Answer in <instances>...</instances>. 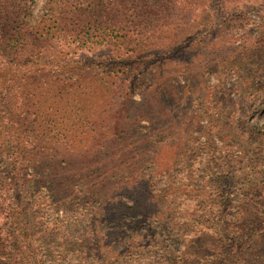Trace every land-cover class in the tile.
<instances>
[{
    "label": "trees",
    "instance_id": "16d2710c",
    "mask_svg": "<svg viewBox=\"0 0 264 264\" xmlns=\"http://www.w3.org/2000/svg\"><path fill=\"white\" fill-rule=\"evenodd\" d=\"M231 1L46 0L36 18V0H0V264H72V253H47L40 230L89 237L96 221L116 237L103 264H150L148 255L192 264L152 201L145 211L139 202L155 198L157 178L173 169L179 147L168 141L201 120L187 118L182 132L168 113L180 100L175 79L253 61L250 80L264 73V2L253 10L256 22L244 18L243 0ZM206 6L224 12L228 26L203 21ZM251 130L264 137V127ZM40 213L43 223L33 224L30 214ZM185 220L188 231L193 220ZM228 227L219 235L230 240L227 254L257 242ZM208 263L218 264V255Z\"/></svg>",
    "mask_w": 264,
    "mask_h": 264
},
{
    "label": "rangeland",
    "instance_id": "374dc122",
    "mask_svg": "<svg viewBox=\"0 0 264 264\" xmlns=\"http://www.w3.org/2000/svg\"><path fill=\"white\" fill-rule=\"evenodd\" d=\"M263 2L243 0L244 18L259 21L260 14L253 10L261 8ZM45 4L46 0H36L33 10L36 18L46 13ZM213 9L215 7L206 6L202 20H215L218 27L223 21L224 26H228L227 19L223 18L225 13L220 11L217 16ZM214 43L213 40L211 44ZM257 65L253 61L218 66L213 73L194 68L197 70L190 73L191 76L175 79L180 100L166 106L182 132L187 129V118L197 115L201 120L194 125L193 133L183 132L182 138L168 141L172 147H179L174 152L173 169L167 177L157 178L161 192L155 198L144 196L139 204L145 211L152 201L150 207L158 210L162 227L172 230L171 238L190 253L184 259H193L192 264H209L213 254L218 255V264H264V137L251 130L264 127V73L250 80L252 69L258 70ZM144 97V93H139L136 99ZM110 195L112 191L106 195L108 200ZM127 204L133 203L128 201ZM43 215L30 214V220L34 224L35 219L41 225ZM58 215L65 220L64 208L58 210ZM185 218L193 220L187 224L188 231L183 227ZM93 225L89 237H73L57 226H43L41 246L46 245L47 253L55 259L59 254L64 258L72 253V264H77L80 258L91 260L89 264L109 262L110 247L116 237L104 236L99 221ZM228 225L240 229L243 239L252 236L257 241L251 250L241 247L238 249L242 252L227 254V250L233 249L229 248L230 240L223 242L219 235H227ZM201 229L209 233L200 232L196 236ZM212 230L218 233V239L214 238L216 234L212 235ZM146 244L142 241L139 249L146 250ZM41 256L39 253L38 258ZM148 258L145 263L157 264L154 255Z\"/></svg>",
    "mask_w": 264,
    "mask_h": 264
}]
</instances>
